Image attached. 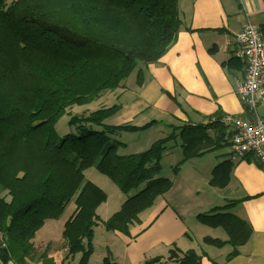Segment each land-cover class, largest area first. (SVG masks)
Here are the masks:
<instances>
[{
	"label": "trees",
	"instance_id": "16d2710c",
	"mask_svg": "<svg viewBox=\"0 0 264 264\" xmlns=\"http://www.w3.org/2000/svg\"><path fill=\"white\" fill-rule=\"evenodd\" d=\"M181 21L179 0H0V264H58L50 249L37 254L33 240L72 200L77 206L61 233L63 261L95 264L97 209L108 194L86 180V169L96 167L128 194L105 221L107 230L128 235L141 214L173 186L162 165L169 141L181 138L183 143L174 174L189 159L231 146L221 109L206 117L207 123H186L130 154L117 153L125 143L112 136L157 122L113 124L111 118L121 109L118 102L72 114L69 124L78 134L57 132L70 108L90 105L134 72L141 86L149 64L159 62L177 38ZM260 29L264 35V21ZM234 164L230 155L219 162L210 184L225 188ZM235 204L232 200L196 216L202 224L225 229L227 239L203 240L217 247L229 244L227 260L240 253L252 233L249 222L229 211ZM180 252L176 246L170 250L174 264H202L195 249ZM163 260L155 256L144 264ZM101 264L119 263L105 257Z\"/></svg>",
	"mask_w": 264,
	"mask_h": 264
},
{
	"label": "crops",
	"instance_id": "0c3cea01",
	"mask_svg": "<svg viewBox=\"0 0 264 264\" xmlns=\"http://www.w3.org/2000/svg\"><path fill=\"white\" fill-rule=\"evenodd\" d=\"M179 6L182 25L177 38L159 62L149 64L144 83L139 86L135 77L109 91L111 98L121 104L119 112L111 118L114 124H132L138 119L145 122L149 116L160 125L165 121L167 125L206 123V117L219 109L225 115H245L243 103L235 91L237 83L245 77V62L236 56L237 35L247 22L260 25L264 21V1L179 0ZM218 151L187 160L177 174L171 170L168 177L173 180L172 188L141 214L140 222L131 226L128 235L109 230L113 236L108 238L107 246L114 252L109 250L100 264L105 257L119 264H144L155 256H169L170 250L179 245L183 247L179 248L182 252L195 249L202 256V264H216L206 256L207 249L198 251L209 235L204 234L207 227L196 216L232 200H236L233 213L250 223L251 236L240 247V253L228 260L226 257L232 247L227 252H223L227 246L208 250L223 254L219 264H264V168L255 155L248 154L235 160L230 183L225 188L211 186L212 171L222 161L218 159L223 154L216 153ZM230 152L229 147L227 157ZM63 225L64 221L62 230ZM98 225L91 260L100 247L97 244ZM63 247L61 239L58 248L52 247L53 255Z\"/></svg>",
	"mask_w": 264,
	"mask_h": 264
},
{
	"label": "rangeland",
	"instance_id": "374dc122",
	"mask_svg": "<svg viewBox=\"0 0 264 264\" xmlns=\"http://www.w3.org/2000/svg\"><path fill=\"white\" fill-rule=\"evenodd\" d=\"M135 77H136V72H134L132 74V76H130L126 80L127 83L131 82L132 79H134ZM112 100L113 99L109 95V91H107L98 100L91 102L90 105H88V106H86V105H84V106H78V105L73 106L72 108H70V111L68 113H66L60 119V121L57 123V125H56L57 132L59 133L60 136H64L65 134H68V133L78 134L76 127L71 126L69 124V120H70L71 115L72 114H86V113H89L93 110L100 108L101 105L110 106L112 104V102H116V103L118 102L115 99L113 101ZM113 119L111 122L114 124L115 122ZM152 119H153V117L149 116L145 122H141L140 120H142V119H138L132 124H146V122L151 121ZM205 121H207V119ZM165 122H163L162 125L157 123V124H154L153 126H151L150 128L142 129V130L135 131V132L121 131V132L115 133L112 136V139H117L119 141H123L126 143V145H121L117 148V153H119V154H130V153H136V152L146 150L151 145L152 141L157 140V138L159 139V138L167 136L169 133H171V131L172 132H178V130H179L178 127L182 126V125H175V127L170 126V128H169ZM118 124H121V123H118ZM210 133H212V134L214 133V128L210 129ZM182 144L183 143H182L181 138H175V139H172L171 141L168 142L169 147L166 150V152L163 156V160H162L163 175L164 176H170L172 168L175 165H177L178 162L183 158ZM228 151H229V147L220 149L218 152H216V153H222L223 154V156L221 157L222 159L220 158L218 160L220 161V160H223L225 157H227ZM213 155L214 154H212V156ZM203 159L205 162L207 161L206 157ZM85 176H86V180L93 181L95 184H97L99 187H101L108 194V199L104 203H102L103 204L102 208H99L102 205L101 204L97 209V212L101 217V220H100L99 225H98V234H97V244L100 247L97 249V254H95L92 262L95 264H100V259L102 258V256L107 255L109 250L112 253L114 252L113 248L109 249V247L107 246V240L109 237L113 236V233L106 229L105 220L107 218H109L110 216H112L115 212H117L121 208L124 200L128 198V194L123 192L119 188V186L115 182H113V180H111L107 175L101 173L94 166L85 170ZM139 190H140V188L133 190L131 193H129V195L135 194ZM208 198L212 199L211 201L214 200L213 196L210 193H208ZM76 206L77 205H76L75 201L72 200L68 204V206L66 207L62 216L59 219L57 218V219L48 220L46 222L47 223L46 226H44L41 230L38 231L36 237L33 240L35 243V246H36L37 254H40L45 249H50L49 253L53 254V249H51V247H57L58 248L61 245V238H62V234H61L62 233V226L61 225H62V222L63 221L65 222L72 215ZM229 211L234 212L233 207L230 208ZM204 226L207 227V229L204 230V234L209 235V236L211 235L210 237L218 236V237L223 238V239L228 237L227 233L223 227L214 228V227H210L207 225H204ZM105 229L109 232H105ZM96 230H97V226H95V235L97 233ZM101 231L103 234H100ZM193 232H195V231L193 230ZM218 237H216V238H218ZM94 238H95V236H94ZM2 241H3V239L0 237V244ZM47 242H50V243L47 244ZM99 243H100V245H99ZM209 245H211V246H209ZM210 247L216 248V249H222V248L226 247V250H223V252H227L231 248V246L229 244H227L223 247H217V246H214V245L209 244L207 242L201 243V245L198 247V251L202 252L203 249H207L205 251L206 256L210 257L213 261H215L216 264H219L218 262H220L223 259L222 258L223 254L222 253H219V254L212 253L211 251L208 250ZM179 248H183V247L179 245ZM94 251H95V245H94ZM180 253H182V251ZM64 256L60 250H56L54 252V255H53V257L55 258V260L57 261L58 264H67V262L69 260L63 261ZM149 259H151V258H149ZM13 263H15V262L10 260L7 264H13ZM161 264H174V261L170 260L169 256H167V257H164V260L162 261Z\"/></svg>",
	"mask_w": 264,
	"mask_h": 264
},
{
	"label": "built area",
	"instance_id": "2783aa9c",
	"mask_svg": "<svg viewBox=\"0 0 264 264\" xmlns=\"http://www.w3.org/2000/svg\"><path fill=\"white\" fill-rule=\"evenodd\" d=\"M236 56L245 62V77L236 85L245 115H225L231 131L232 160L255 155L264 168V35L260 25L247 22L238 33Z\"/></svg>",
	"mask_w": 264,
	"mask_h": 264
}]
</instances>
